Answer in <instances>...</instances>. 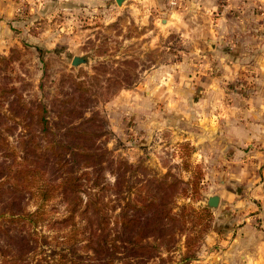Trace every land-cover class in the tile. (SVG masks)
Masks as SVG:
<instances>
[{
  "label": "rangeland",
  "instance_id": "1",
  "mask_svg": "<svg viewBox=\"0 0 264 264\" xmlns=\"http://www.w3.org/2000/svg\"><path fill=\"white\" fill-rule=\"evenodd\" d=\"M218 29L225 49H236L238 57L249 62L260 58L264 62V0H122L120 4L116 0H0L3 253L15 250L5 246L6 234L24 226L30 241L16 264H86L93 254L88 244L106 223L107 237L116 240L112 262L107 264H264V210L257 204L253 183L244 187L250 201L249 195L255 194V205L247 213L252 220L242 235L243 249L237 239L244 232L238 228L242 220H233L234 233L222 242L214 235L217 207L205 206L207 196L223 190L220 174L227 163L203 160L200 149L204 148L193 139L199 132L184 131L187 102L171 103L173 92L198 94V75L188 72L187 58L194 63L203 58L204 47L209 51L220 42L213 34ZM74 56L87 62L73 66ZM243 71L247 77L240 74L226 84L227 89L254 86V75ZM42 117L48 121L44 130L37 123ZM74 126L91 133L84 144L93 140L98 153L105 151L97 155L100 159L87 163L103 166L102 171L97 169L98 182L90 172L85 177V169H78L83 176L78 181L83 200L87 192L94 193L104 208L103 215L91 208L88 221L78 211L70 214L59 192L62 173L58 175L56 165L47 160L48 153L62 157L57 149L61 140L79 142L68 141L71 138L64 134ZM249 132L262 149L264 130L256 127ZM51 143L55 147L49 152ZM71 158L77 160L70 165L73 170L84 162L78 156L67 157ZM98 160L102 161L97 165ZM234 164L240 166L241 161ZM258 168H264L263 161L250 172ZM46 191L50 197L45 200L40 193ZM152 196L169 204L175 234L165 237L168 247L151 236L147 239L156 248L134 253L114 230L115 214L130 212L125 202L138 199V221L142 226L153 223L161 202L145 207ZM22 208L39 210L35 224L8 222L25 220L10 215ZM151 215V222L145 220ZM138 237H145L140 227ZM231 241L233 247L228 248ZM12 242L15 247L17 242Z\"/></svg>",
  "mask_w": 264,
  "mask_h": 264
},
{
  "label": "crops",
  "instance_id": "2",
  "mask_svg": "<svg viewBox=\"0 0 264 264\" xmlns=\"http://www.w3.org/2000/svg\"><path fill=\"white\" fill-rule=\"evenodd\" d=\"M219 22L222 20L219 19ZM213 34L214 39L220 42L215 41L209 51L204 47L203 58H198L197 63L187 58L190 60L188 72L192 73V76L198 75V94H195V91L187 93L188 90L173 92L171 103L174 106L179 99L182 103L187 102V109L183 110L188 115L185 118L187 123L184 122L183 125L184 131L190 133V130L196 129L199 132L196 136L193 135V139L197 138V144L204 148L200 149L203 160L227 163V169L220 174L224 176L219 182L223 190L219 192V203L213 211V220L217 222L214 235L223 242L224 238L234 233L233 220H242L239 222L242 226L238 228L243 227L244 232H240L237 239L239 245L243 244L239 248L245 249L246 238L242 235L246 234L247 221L252 220L247 214L248 210L255 205V194L249 195L252 197L251 201L244 194L250 183H253L257 194V204L264 210V168L250 172L264 162V134L260 149L256 142H252L253 134L249 132L256 127L264 130V62L262 58L249 62L246 58L238 57L236 49H225V44L221 43L219 29L214 30ZM243 70H249L254 75V86L242 91L227 89L226 84L235 81L240 74L247 77ZM191 84L193 85V82L190 80ZM195 96L196 101L193 100ZM190 101H193L192 104ZM236 160L241 161L240 166L233 165ZM256 176L259 177V182L255 180ZM236 191L238 195H235ZM235 238L236 236H233L232 240ZM231 244L228 248L233 247L232 241ZM243 255L242 259L245 260V253Z\"/></svg>",
  "mask_w": 264,
  "mask_h": 264
},
{
  "label": "trees",
  "instance_id": "3",
  "mask_svg": "<svg viewBox=\"0 0 264 264\" xmlns=\"http://www.w3.org/2000/svg\"><path fill=\"white\" fill-rule=\"evenodd\" d=\"M37 123H40L42 126V130L47 128L48 121L45 117H42L38 120ZM67 137L71 138V140H78L79 142L76 143H66L64 140L59 143L60 147L57 149L62 150V157L61 158H54L50 155V153L47 154V160L50 161L51 164L56 165V170H58V175H60L58 185H60L59 192L61 194V197L66 201L67 206H69V212L71 215L76 213L78 211L82 215V219L89 220L88 213L91 208H96L99 210V214L103 215L104 208L102 207V201L99 199L100 196L96 199L94 197V193L87 192V199L84 201L81 192H80V186L78 181H80V178H83V174L90 172V177L95 179L98 182L99 179V173L97 169L103 170V166L99 165L96 168L93 165H90L93 163L92 161H95L97 159H100L98 154H103L105 151H101V153H98L97 148H94L92 144H94L93 140L92 143L84 144V141H87L88 138L91 137V133L87 130H84L79 127H70L67 129V132L64 133ZM89 141V140H88ZM65 142V143H64ZM74 144V145H73ZM70 145V146H69ZM55 144L51 143L47 145L48 151L50 152L51 148H54ZM94 148V149H93ZM100 149V148H99ZM70 155L78 156L79 161L84 160V162H80L76 165V170H73L71 168V163L77 160H74V158H71L70 160L67 159ZM88 156H91V160H88ZM25 161V158L23 159V162ZM89 161V162H88ZM102 160H98L96 163L97 165L101 163ZM86 163V164H84ZM90 163V164H87ZM95 168V169H94ZM78 169H85L82 171V175L78 173ZM47 173V170H44ZM63 171V172H62ZM58 177V176H57ZM164 184H167L168 182H163ZM114 186V184L112 185ZM128 193L130 191L127 190ZM162 193V192H161ZM48 194V195H47ZM116 194V193H115ZM40 197L42 199H48L49 191H46L45 194L40 193ZM155 200H159L161 202V208L158 209V216L153 217L155 221L153 223H145L143 226L138 221V218L135 216L136 208L140 204V201L138 199L126 201L125 204L127 207H129L130 212H119L115 214V232L121 234L125 239H120V241H125L128 244H130L131 249L135 253L139 248L145 249V251H148L147 253H150L151 249H155L156 246L150 245V242L148 241V237H154L157 239H161L163 241V244L168 247V240L165 239L166 236H172L174 233V227L175 224L172 226L170 225L173 220H175V217L169 214V211L171 210L169 207V204H166L164 201V198L161 197H153L151 199H148L147 202L144 204L145 207L151 208L153 207V202ZM37 208L40 209V206L37 205ZM39 210L37 209L35 212H30L26 210L25 208H22V210H18L15 213H10L11 217H23L25 220H8V222L11 223H29L35 224L38 216ZM154 215V214H153ZM1 217V214H0ZM20 218V219H21ZM28 219V220H27ZM35 219V220H33ZM151 217H145V220H152ZM1 221V220H0ZM141 228L145 232L144 239H141L138 237V228ZM0 228H2V224H0ZM98 232L96 233L95 237L89 242L88 247L92 249L93 254L90 257V260L86 264H107L112 262V257L114 255V251L116 248V240L108 238V230L107 225L104 223L103 227L98 228ZM7 243L5 246L9 250H13L11 253L4 252L2 250V246L0 244V264H16L17 258L24 257V254L27 252L26 246L28 243V240L30 241V234L29 229H25L23 226L22 230H16L15 232H10L9 235H7ZM117 237V236H116ZM118 238V237H117ZM115 238V239H117ZM12 240H15L17 242V245L14 247ZM3 242V240H0V243ZM145 244V245H144ZM6 248V249H7ZM149 255V254H148ZM104 257H107L108 259H104ZM38 264H41L40 262ZM45 264H49L46 262ZM66 264V263H63ZM122 264H124L122 262ZM128 264V261H127Z\"/></svg>",
  "mask_w": 264,
  "mask_h": 264
},
{
  "label": "water",
  "instance_id": "4",
  "mask_svg": "<svg viewBox=\"0 0 264 264\" xmlns=\"http://www.w3.org/2000/svg\"><path fill=\"white\" fill-rule=\"evenodd\" d=\"M122 0H116L118 4L121 3ZM87 62V59L85 57L81 56H74L71 60V64L73 66H77L80 63ZM219 203V195L218 194H211L207 196L205 206L210 209H215L218 206Z\"/></svg>",
  "mask_w": 264,
  "mask_h": 264
}]
</instances>
